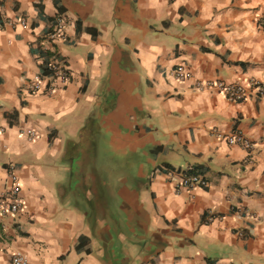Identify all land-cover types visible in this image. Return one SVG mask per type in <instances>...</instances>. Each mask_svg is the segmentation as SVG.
Here are the masks:
<instances>
[{
  "label": "crops",
  "instance_id": "1",
  "mask_svg": "<svg viewBox=\"0 0 264 264\" xmlns=\"http://www.w3.org/2000/svg\"><path fill=\"white\" fill-rule=\"evenodd\" d=\"M261 20L264 0H0V193L12 166L23 203L0 264H264V97L193 88L264 86ZM53 54L67 83L31 93Z\"/></svg>",
  "mask_w": 264,
  "mask_h": 264
},
{
  "label": "built area",
  "instance_id": "2",
  "mask_svg": "<svg viewBox=\"0 0 264 264\" xmlns=\"http://www.w3.org/2000/svg\"><path fill=\"white\" fill-rule=\"evenodd\" d=\"M57 21L58 22L53 30L46 35L50 42H54L57 38L63 37V21L61 18H58ZM258 24L264 28V20L259 21ZM45 66L48 74L38 75L30 81L28 89L31 93H51L56 89V85L60 84L61 86H64L67 83L69 79L68 69L65 66L64 61L60 59L57 54L50 55ZM171 75L176 80H186L191 78V74L180 65L172 69ZM45 80L47 81V86L46 88H43ZM193 88L197 91L206 90L221 94L226 100L232 103L241 102L252 93L259 97H264V86L254 79H249L246 86L239 83H226L221 80L198 81L194 84ZM28 135L30 138H33L36 134L30 130L28 131ZM225 140L230 145H240L248 150L253 148V143H251V141L240 132L225 136ZM163 172L167 173L169 176L175 177V179L173 178V186L176 192L196 187L204 188L207 185V181L199 174H189L186 171H172L165 168ZM7 173L10 180V187L6 192L2 194L0 193V215L15 216L23 210V203L20 197L21 186L19 184V179L15 174L14 167L9 166ZM11 264H28V261L24 255L14 253L11 256Z\"/></svg>",
  "mask_w": 264,
  "mask_h": 264
},
{
  "label": "trees",
  "instance_id": "3",
  "mask_svg": "<svg viewBox=\"0 0 264 264\" xmlns=\"http://www.w3.org/2000/svg\"><path fill=\"white\" fill-rule=\"evenodd\" d=\"M47 74H48V72H47L46 68L43 67V75H47Z\"/></svg>",
  "mask_w": 264,
  "mask_h": 264
}]
</instances>
